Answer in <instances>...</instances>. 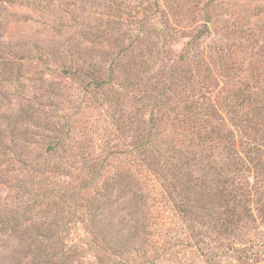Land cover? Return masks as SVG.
<instances>
[{"label":"rangeland","instance_id":"obj_1","mask_svg":"<svg viewBox=\"0 0 264 264\" xmlns=\"http://www.w3.org/2000/svg\"><path fill=\"white\" fill-rule=\"evenodd\" d=\"M0 264H264V0H0Z\"/></svg>","mask_w":264,"mask_h":264}]
</instances>
